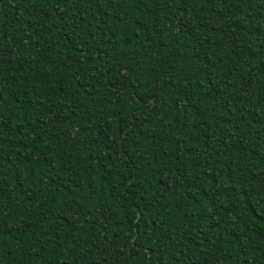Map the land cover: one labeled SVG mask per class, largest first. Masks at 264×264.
I'll return each mask as SVG.
<instances>
[{"label":"trees","instance_id":"1","mask_svg":"<svg viewBox=\"0 0 264 264\" xmlns=\"http://www.w3.org/2000/svg\"><path fill=\"white\" fill-rule=\"evenodd\" d=\"M0 264H264V0H0Z\"/></svg>","mask_w":264,"mask_h":264}]
</instances>
